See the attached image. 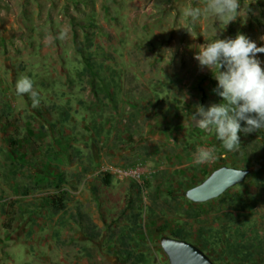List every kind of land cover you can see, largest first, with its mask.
<instances>
[{
	"label": "rangeland",
	"instance_id": "obj_1",
	"mask_svg": "<svg viewBox=\"0 0 264 264\" xmlns=\"http://www.w3.org/2000/svg\"><path fill=\"white\" fill-rule=\"evenodd\" d=\"M207 3L0 0V264H171L162 240L180 231L216 264H264V129L228 152L192 122L197 106L222 103L199 47L238 33L264 47V0H240L228 24ZM88 31L96 87L78 51ZM21 76L37 108L16 95ZM198 148L215 159L195 164ZM224 166L252 172L212 201L186 197Z\"/></svg>",
	"mask_w": 264,
	"mask_h": 264
},
{
	"label": "clouds",
	"instance_id": "obj_2",
	"mask_svg": "<svg viewBox=\"0 0 264 264\" xmlns=\"http://www.w3.org/2000/svg\"><path fill=\"white\" fill-rule=\"evenodd\" d=\"M240 7V0H208L205 11L228 24L239 16ZM185 15L196 21L201 16V9L189 7ZM258 53L264 54V47H258L248 37L238 33L235 39H216L201 45L194 57L201 69L207 68L212 74V70L216 69L213 77L218 84L214 91L222 98V103L208 108L197 106L192 122L204 132L214 131L216 139L228 152L240 148L238 133L248 135L264 129V69L256 58ZM15 93L18 96L28 95L32 108L39 106V94L27 76H21L15 82ZM241 121L244 127H241ZM214 153L212 148H198L194 163H209L215 159ZM243 175V171L237 172L236 177L239 179Z\"/></svg>",
	"mask_w": 264,
	"mask_h": 264
},
{
	"label": "water",
	"instance_id": "obj_3",
	"mask_svg": "<svg viewBox=\"0 0 264 264\" xmlns=\"http://www.w3.org/2000/svg\"><path fill=\"white\" fill-rule=\"evenodd\" d=\"M244 172L237 178V172ZM252 170L233 166L217 169L202 184L190 189L186 197L195 203H206L221 197L231 188L246 181ZM162 246L170 258L171 264H216L200 247L179 238L165 237Z\"/></svg>",
	"mask_w": 264,
	"mask_h": 264
},
{
	"label": "trees",
	"instance_id": "obj_4",
	"mask_svg": "<svg viewBox=\"0 0 264 264\" xmlns=\"http://www.w3.org/2000/svg\"><path fill=\"white\" fill-rule=\"evenodd\" d=\"M94 26V25H93ZM93 34L91 33V31L87 32V46L84 43L85 46H79L78 47V51L81 52L84 56L85 62H86V70L88 71V73L93 76L95 79L93 81L94 83V87L97 86V78L100 76V73L98 72V70L96 69V63L94 61V57L92 56V54L87 53L88 52V48H91L93 46ZM205 79H203L200 82V91L202 92L203 95V99L206 98V91L205 89L202 87V83ZM80 225L82 226V228L84 229L85 234L91 238V239H98L100 232L96 230L95 224L90 220V219H86L83 215L80 216ZM183 232L180 231V233L176 234L175 238H179V239H183Z\"/></svg>",
	"mask_w": 264,
	"mask_h": 264
},
{
	"label": "built area",
	"instance_id": "obj_5",
	"mask_svg": "<svg viewBox=\"0 0 264 264\" xmlns=\"http://www.w3.org/2000/svg\"><path fill=\"white\" fill-rule=\"evenodd\" d=\"M103 171L106 172H113L115 175H118L123 178H129L134 180H140L141 179V172L139 168H107L106 166H103Z\"/></svg>",
	"mask_w": 264,
	"mask_h": 264
}]
</instances>
